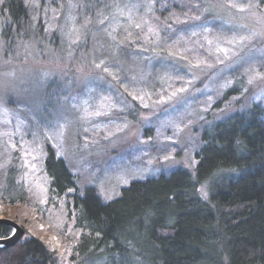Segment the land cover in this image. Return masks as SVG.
<instances>
[{
	"label": "rangeland",
	"instance_id": "obj_1",
	"mask_svg": "<svg viewBox=\"0 0 264 264\" xmlns=\"http://www.w3.org/2000/svg\"><path fill=\"white\" fill-rule=\"evenodd\" d=\"M146 1L66 0L43 10L46 39L38 40H9L0 19V187L25 198L0 202V218L40 241L54 264H77L79 232L66 199L48 192L43 139L76 185L93 187L106 202L134 178L193 168L205 128L264 106V0H206L215 26L196 40L190 35L197 30L171 32L176 37L162 47L146 37L161 27L148 23L146 10L156 3ZM26 2L37 23L38 0ZM133 19L143 24V41L133 37L137 46L124 47ZM110 43L124 53L107 62L112 66L98 59ZM91 264L119 263L115 256Z\"/></svg>",
	"mask_w": 264,
	"mask_h": 264
},
{
	"label": "trees",
	"instance_id": "obj_2",
	"mask_svg": "<svg viewBox=\"0 0 264 264\" xmlns=\"http://www.w3.org/2000/svg\"><path fill=\"white\" fill-rule=\"evenodd\" d=\"M149 1L156 4L155 9L151 5L146 10L148 23L161 27L155 28L158 36L146 37L156 47L169 44L167 36L176 37L171 32L189 37L186 32L197 30L195 36L190 35L196 40L216 24L206 0ZM38 2L39 21L34 23L26 0H0L6 38L46 39L43 10L57 8L66 0ZM173 17L179 20L171 21ZM132 21V31L123 32L130 39L123 40L124 47L137 46V38L143 41V24ZM187 24L190 28L183 30ZM50 42L45 44L53 48ZM106 47L108 54L100 49L98 59L112 66L109 63L124 53L111 43ZM41 143L48 192L55 199H66L67 217L79 232L74 245L77 264L81 259L87 264L101 258L112 261L115 256L119 264H264V106L260 103L205 128L193 155V168L176 167L144 179L134 178L106 202L93 187L77 186L49 141ZM24 201V197L9 195L6 185H1V203ZM11 232L0 225V238ZM0 264H54V259L40 241L25 235L14 246L0 248Z\"/></svg>",
	"mask_w": 264,
	"mask_h": 264
},
{
	"label": "water",
	"instance_id": "obj_3",
	"mask_svg": "<svg viewBox=\"0 0 264 264\" xmlns=\"http://www.w3.org/2000/svg\"><path fill=\"white\" fill-rule=\"evenodd\" d=\"M0 225H5L12 229L10 236L6 238H0V248L12 247L24 236V230L19 226V224L12 220L0 218Z\"/></svg>",
	"mask_w": 264,
	"mask_h": 264
},
{
	"label": "snow or ice",
	"instance_id": "obj_4",
	"mask_svg": "<svg viewBox=\"0 0 264 264\" xmlns=\"http://www.w3.org/2000/svg\"><path fill=\"white\" fill-rule=\"evenodd\" d=\"M231 6H233V7H235L236 5H231ZM241 10H243V9H241ZM101 23H103V21H101ZM136 27H139V25H136ZM97 67H99V65H97ZM105 71H107V69H105ZM206 198V197H205Z\"/></svg>",
	"mask_w": 264,
	"mask_h": 264
},
{
	"label": "flooded vegetation",
	"instance_id": "obj_5",
	"mask_svg": "<svg viewBox=\"0 0 264 264\" xmlns=\"http://www.w3.org/2000/svg\"><path fill=\"white\" fill-rule=\"evenodd\" d=\"M12 233V232H11ZM11 233L9 234V236L11 235ZM8 237V236H7ZM2 238H6V237H2ZM23 238V237H22Z\"/></svg>",
	"mask_w": 264,
	"mask_h": 264
}]
</instances>
